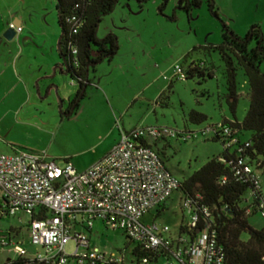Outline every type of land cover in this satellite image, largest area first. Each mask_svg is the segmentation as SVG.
<instances>
[{
  "label": "rangeland",
  "instance_id": "1",
  "mask_svg": "<svg viewBox=\"0 0 264 264\" xmlns=\"http://www.w3.org/2000/svg\"><path fill=\"white\" fill-rule=\"evenodd\" d=\"M180 1L169 0L161 13L164 0H120L98 30L99 39L109 34L117 36L119 54L112 63L100 64L98 72L91 74L96 83L103 78L107 86L98 90L89 87L77 118H63L53 133L45 134L43 139L33 138V144L39 146L33 149L37 155L60 167L71 163L83 172L113 149L123 128H167L198 135L186 142L171 138L157 143L156 150L164 152L166 168L183 180L223 152L221 143L206 140L200 133L209 126L235 119L230 110L225 63L215 48L223 42L224 24L240 37H245L251 26L259 25L264 35V0H213L219 18L213 15L208 0L190 11L180 8ZM5 5L13 9L12 15L17 19H24L25 34L31 29L32 48L46 53L48 61L58 58V1L0 0V8ZM193 62L204 63L213 76L206 72L205 77L196 75L185 80L176 75L177 66L187 71ZM237 69L240 97L236 119L242 122L250 106V88L243 69ZM111 103L119 113L110 111ZM192 112L203 114L208 120L195 124L191 121ZM63 115L69 116L66 112ZM249 138L250 134L244 135V140ZM261 181L264 192V174ZM30 221V215L25 213L0 216V241L20 245L32 258L44 250L31 242ZM189 221L190 210L178 194L172 196L161 214L155 209L142 219L146 225L169 226L173 237H178L181 224ZM249 223L256 229L264 227L258 213L249 217ZM85 233L90 238L91 251L98 249L107 256L122 251L125 257H131L135 245L124 231L97 220L92 232ZM75 251L76 242L71 240L66 252L71 256ZM18 258L14 247L0 245V264Z\"/></svg>",
  "mask_w": 264,
  "mask_h": 264
},
{
  "label": "built area",
  "instance_id": "2",
  "mask_svg": "<svg viewBox=\"0 0 264 264\" xmlns=\"http://www.w3.org/2000/svg\"><path fill=\"white\" fill-rule=\"evenodd\" d=\"M11 27L15 28L14 25ZM79 27L80 24H75L72 31L77 33ZM16 30L22 32L21 27ZM70 49L73 56L78 54L72 44ZM200 66L204 67V64ZM175 72L186 80V71L181 66H177ZM217 129L227 136L233 134L222 124H218V128L207 127L200 133L207 137L215 134ZM197 137L194 133L167 128L122 129L116 146L83 172L71 163L60 167L29 151L2 155L1 216L30 215L31 242L44 250L30 258L37 264H149L147 259L127 258L122 251L111 256L98 249L91 251L90 238L85 231L91 233L97 220L124 231L136 246L151 252L164 251L165 256L159 264H225V254L212 224L208 223L204 231L191 240L186 235L173 237L169 226L142 222L151 211L168 203L181 186L180 179L166 168L152 144L171 138L186 142ZM244 171L252 178L257 191H262L259 210L264 220L262 181L259 176L252 175L248 166ZM181 200L190 210V221L186 225L196 228L198 211L191 200ZM42 211H48V218L33 220ZM203 212L210 216L208 209ZM71 240L76 242V251L70 256L66 247ZM0 245L14 247L19 257L29 258L26 250L10 240L0 241Z\"/></svg>",
  "mask_w": 264,
  "mask_h": 264
},
{
  "label": "trees",
  "instance_id": "3",
  "mask_svg": "<svg viewBox=\"0 0 264 264\" xmlns=\"http://www.w3.org/2000/svg\"><path fill=\"white\" fill-rule=\"evenodd\" d=\"M57 1L61 28L58 43L59 57L72 80L79 84V92L72 103L77 110L86 98L84 82L87 80L88 71L95 73L100 64L112 63L119 54L120 45L117 36L109 34L104 39H99L98 30L103 19L118 7L120 0ZM168 1L164 0L161 13ZM208 1L213 15L219 18L214 1ZM202 3L203 0H181L180 8L190 11L193 6L200 7ZM74 18L76 22L73 21ZM75 24L76 26L80 24L77 33L72 31V26ZM70 44L78 50L76 56L71 54ZM215 50L219 52L225 63L230 110L235 118L234 121L225 120L221 124L232 130L233 134L227 136L221 129H217L215 134L204 137L206 140L221 143L223 152L212 158L191 177L180 180L181 186L175 194L180 195L181 199L192 201V206L199 213V223L192 229L182 223L179 235H186L194 240L198 233L203 232L206 225L210 223L217 232L219 245L223 248L225 264H264V227L256 229L249 223V217L260 214L262 191H257L252 178L244 171V167L248 166L252 170V175H257L260 179L261 174H264V35L262 28L259 25H253L245 37H240L224 24L223 42ZM237 67L245 72L250 88L248 92L250 106L242 122L236 119L237 101L240 97ZM206 72L208 69L205 64L201 67L199 63L193 62L186 71V80L196 75L205 77ZM208 75L213 76L211 72H208ZM207 120L208 118L203 114L191 113V121L195 124H203ZM209 127L218 128V125ZM245 134H250V138L244 140ZM158 142L161 141L152 144L155 150ZM156 151L162 159L164 152ZM240 162H243V165ZM248 193L250 198L247 197ZM166 206L167 203L157 208L158 214L165 211ZM204 209H208L210 216H206ZM49 215L48 211H42L34 216L33 220L48 218ZM131 256L138 261L147 259L149 264H159L165 252H151L143 246L135 245ZM7 264L37 263L30 258L19 257Z\"/></svg>",
  "mask_w": 264,
  "mask_h": 264
},
{
  "label": "crops",
  "instance_id": "4",
  "mask_svg": "<svg viewBox=\"0 0 264 264\" xmlns=\"http://www.w3.org/2000/svg\"><path fill=\"white\" fill-rule=\"evenodd\" d=\"M12 14L13 9L8 5L0 8V157L22 151L36 154L33 149L39 146L34 145L32 139H43L45 134L53 133L59 120L77 118L80 109L71 114L64 109L75 100L79 84L62 66L59 51L58 58L46 60V53L32 48L34 34L31 29L25 34L24 19ZM14 24L21 27L22 32H18L13 42H8L3 35ZM90 81L92 85L85 91L86 98L89 87L98 90L107 86L103 78L96 83L91 75ZM134 98H138L137 95ZM111 106L112 113H119L112 103Z\"/></svg>",
  "mask_w": 264,
  "mask_h": 264
},
{
  "label": "water",
  "instance_id": "5",
  "mask_svg": "<svg viewBox=\"0 0 264 264\" xmlns=\"http://www.w3.org/2000/svg\"><path fill=\"white\" fill-rule=\"evenodd\" d=\"M14 27L15 28H12V27L8 28L3 35L4 39L7 40L8 42H13L18 35V32L16 29H18L20 27L16 24H14ZM91 74H92V72L88 71L87 80L84 82L85 83L84 93H85L86 89L88 88V86L92 85V83L90 81ZM61 109H63V105L61 106Z\"/></svg>",
  "mask_w": 264,
  "mask_h": 264
},
{
  "label": "flooded vegetation",
  "instance_id": "6",
  "mask_svg": "<svg viewBox=\"0 0 264 264\" xmlns=\"http://www.w3.org/2000/svg\"><path fill=\"white\" fill-rule=\"evenodd\" d=\"M70 108L66 111L67 113H70V112H74L75 111V108L73 107V104H70L69 106ZM66 113V114H67Z\"/></svg>",
  "mask_w": 264,
  "mask_h": 264
}]
</instances>
